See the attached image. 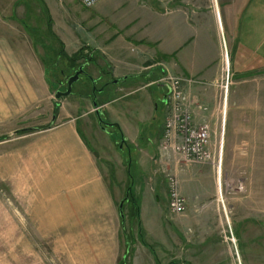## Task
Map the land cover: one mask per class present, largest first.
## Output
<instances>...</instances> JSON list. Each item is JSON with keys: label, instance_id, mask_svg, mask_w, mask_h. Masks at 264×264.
Wrapping results in <instances>:
<instances>
[{"label": "crops", "instance_id": "crops-1", "mask_svg": "<svg viewBox=\"0 0 264 264\" xmlns=\"http://www.w3.org/2000/svg\"><path fill=\"white\" fill-rule=\"evenodd\" d=\"M35 5L38 15L32 10ZM11 13L17 19L21 14L24 19L38 16L44 24L39 27L42 47L48 42L51 50L69 57L83 49L99 75L108 74L110 82L119 79L95 96L117 85L124 90L96 107L89 105L92 91L78 96L71 103L74 110L81 103L89 108L64 114L57 126L72 143L64 155L57 153L61 170L54 180L58 176L60 188L53 201L62 205L52 209L60 207L61 218L72 220L71 225L94 227V240L105 244L96 248L105 251L108 264H237L238 255L244 264L239 243L248 251L264 250V0H99L91 7L81 0H14ZM226 67L230 87L223 91L224 101L220 84L226 80ZM44 68L42 61L41 76L47 82ZM165 73L183 77L185 93L207 107L196 109L195 118L209 123L210 145L220 153L221 163H244L243 196L234 191L229 200L202 201L200 192L187 193L180 186L186 208L171 215L166 191L160 190L164 179H158L157 170L132 191L126 170L116 169L115 159L114 164L108 159L106 176L99 164L103 157H94L74 128L78 117L84 119L100 108L111 117V126L103 130L110 136L109 145L116 144L115 131L133 143L140 138L138 123L145 104L152 106L153 100L167 94L163 84L154 83ZM153 86L162 90L154 91ZM115 102L118 106L110 108ZM227 130L231 149L225 156L222 141ZM109 145L103 144L101 152ZM142 146L150 150L147 143L138 148ZM151 159L160 164L158 148ZM126 191L129 198L122 204L121 216L119 203Z\"/></svg>", "mask_w": 264, "mask_h": 264}, {"label": "rangeland", "instance_id": "rangeland-1", "mask_svg": "<svg viewBox=\"0 0 264 264\" xmlns=\"http://www.w3.org/2000/svg\"><path fill=\"white\" fill-rule=\"evenodd\" d=\"M13 3L14 0H0V264H108L105 251L96 248L105 244L104 240L98 243L94 240V227L71 225L72 220L61 218L63 210L60 207L58 211L52 209L62 205H56L53 201L60 188L58 176V180H54L61 170V163L56 157L69 151L72 143L71 136L58 132L60 128L57 126L65 119L64 114L81 113L89 108L88 104L81 103L74 110L71 103L78 96L88 94L92 85L87 77L80 75L68 96L55 98V92L66 87V77L74 72L73 66L79 65L78 60L70 62L64 58L63 51L51 50L53 45L50 46L48 42L42 47L41 37L39 41L42 30L39 27H44V24H40L37 16L38 5L32 7L37 15L24 19L21 14L17 19L11 15ZM29 27L36 28L34 33L27 31ZM55 47L58 48L57 45ZM82 55H87L83 49ZM257 60L256 54L255 63H258ZM42 61L46 67L44 71L47 82L41 76ZM88 61L90 62L89 58L84 62ZM85 68L90 77L97 79V87L110 80L108 74L99 75L90 63ZM227 71L226 67V80L220 84L222 98L230 87ZM156 82L157 80L154 81ZM110 83L109 81L107 86ZM117 87H113L114 90L109 93L105 90V94L94 96L89 105H93L94 101L103 103L124 93V90L119 91ZM151 89L162 90L158 86ZM193 101L195 102L194 99ZM118 103L110 105V108L118 106ZM145 105L147 108L145 107L142 116L137 114L138 118L141 116L138 123L140 138L133 143L124 141L122 146V137L118 131L112 133L116 144L109 145L108 136L104 134L95 117L96 111L84 119L78 117L73 124L92 154L97 153L99 157H103L99 164L106 176L109 170L107 160L112 159L114 164L115 159L116 169L126 170L128 186L132 191L149 179L152 170H157L160 181L163 179V174L158 170L159 163L154 164L151 155L158 148L165 117V103L162 99H157L153 100L152 106L151 103ZM102 111L103 118L109 122L111 117ZM84 122L86 128L83 126ZM117 124L119 126V122ZM229 139L227 130L226 138L222 141L225 145V156L229 155L231 149L228 146ZM144 143L148 144L150 150L144 146L138 148L139 144ZM103 144H108L110 149L105 148L101 152ZM120 159L121 163L118 161ZM242 170H245L244 163L228 162H222L219 169L212 168L210 164L193 163H172L170 167V171L177 174L181 189L184 187L187 193L200 192L202 201L220 197L229 200L236 193L243 196L245 174L241 173ZM239 183L243 189L231 193L234 192L231 187H237ZM161 186L160 190L166 191L163 184ZM212 187L215 188L214 194L211 193ZM158 195L160 201L164 202L162 193ZM56 213L58 216H55ZM230 237L235 247L233 235ZM239 245L244 264H264V258L258 257L259 254H264L262 248L248 251L243 248L242 243ZM250 247L249 244L248 248ZM237 258V264H241L239 255Z\"/></svg>", "mask_w": 264, "mask_h": 264}, {"label": "built area", "instance_id": "built-area-1", "mask_svg": "<svg viewBox=\"0 0 264 264\" xmlns=\"http://www.w3.org/2000/svg\"><path fill=\"white\" fill-rule=\"evenodd\" d=\"M99 0H81L85 7L93 6ZM185 79L171 73L164 74L158 83L167 89V106L158 141V160L160 172L166 187L167 207L171 215H179L185 211L186 200L180 191L179 179L170 171L173 164H210L220 167V153L210 146V125L205 120H196L195 110L206 111L207 107L198 104L185 93ZM241 183L232 188L241 191ZM231 192V191H230ZM231 242L234 241L229 237Z\"/></svg>", "mask_w": 264, "mask_h": 264}, {"label": "water", "instance_id": "water-1", "mask_svg": "<svg viewBox=\"0 0 264 264\" xmlns=\"http://www.w3.org/2000/svg\"><path fill=\"white\" fill-rule=\"evenodd\" d=\"M80 75H84L85 77H87V78L90 80L91 85L94 86V83L96 82V80L93 79L92 77H90V75L84 70L83 66L81 65V66H79V67L74 71V73H73L72 75H70V76L68 77L67 82H66V84H67L66 89L63 90V91H61V90H57V91L55 92V98H56V99H60L61 97L68 96V95L71 93V91H72V85H73V83H75V82L79 79ZM117 81H118V80H114L113 82H117ZM163 102H166V96L164 97ZM96 105H97V104H96V102L94 101V102H93V106L96 107ZM100 110H101V109H96V113H97V115L99 114ZM101 121H102V119L99 118V122H100V123H101ZM107 124H109V123H107ZM110 125H111V124H110ZM124 140H125L124 137H122V138H121V144H120V146H122V143L124 142ZM93 155H94L95 157H98V154H97V153H93ZM128 198H129V191H126V194H125L124 199L121 200L120 203H119V211H120V215H121V216L123 215V212H122V204H123V202H124L125 200H127Z\"/></svg>", "mask_w": 264, "mask_h": 264}, {"label": "flooded vegetation", "instance_id": "flooded-vegetation-1", "mask_svg": "<svg viewBox=\"0 0 264 264\" xmlns=\"http://www.w3.org/2000/svg\"><path fill=\"white\" fill-rule=\"evenodd\" d=\"M89 63V62H88ZM83 66V68H84V70L86 71V66H87V63L86 62H82L81 64H79V65H76V66H73L72 67V69H73V71H75L79 66ZM87 72V71H86ZM74 73V72H73ZM72 73V74H73ZM71 74V75H72ZM70 76V75H69ZM68 76V77H69ZM68 77H66V82H67V79H68ZM115 80V79H114ZM113 80V81H114ZM113 81H111L112 83H116V82H113ZM108 83H109V81L108 82H104L103 83V85L102 86H100V87H97V84L96 83H94V86H92V95L93 96H95V95H97V93H101V92H103L104 91V89H105V87L108 85ZM66 87H67V84H66ZM66 87L64 88V89H62V91L63 90H65L66 89ZM165 96H166V102H164L165 103V112H166V106H167V94H165ZM164 96V97H165ZM164 97H162V101H163V99H164ZM94 98V97H93ZM96 103H98V102H96ZM98 109H100V108H98ZM95 113V117L97 118V122L99 123V125H100V127L103 129V130H105L108 126H111L110 124L111 123H109V122H107V121H105V119L103 118V111H102V109L100 110V112H99V114L97 115V113L96 112H94ZM99 118L100 119H102V121H101V123L99 122ZM107 123H109V124H107ZM163 125V124H162ZM162 129V128H161ZM162 131V130H161ZM125 141V140H124ZM159 141V140H158ZM153 158V157H152Z\"/></svg>", "mask_w": 264, "mask_h": 264}, {"label": "trees", "instance_id": "trees-1", "mask_svg": "<svg viewBox=\"0 0 264 264\" xmlns=\"http://www.w3.org/2000/svg\"><path fill=\"white\" fill-rule=\"evenodd\" d=\"M64 57H66L67 60H69L70 62H74V61H77L79 59L87 60V58H89L86 55H82V50H80L78 53H76L75 55H72L70 57L66 56V55H64ZM90 59H92V58H90Z\"/></svg>", "mask_w": 264, "mask_h": 264}]
</instances>
